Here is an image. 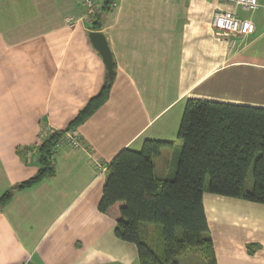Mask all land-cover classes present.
Wrapping results in <instances>:
<instances>
[{
  "label": "crops",
  "instance_id": "1",
  "mask_svg": "<svg viewBox=\"0 0 264 264\" xmlns=\"http://www.w3.org/2000/svg\"><path fill=\"white\" fill-rule=\"evenodd\" d=\"M109 1L90 18L78 0H0V197L38 173L43 129L66 128L101 89L107 69L91 31L106 36L114 59L109 97L75 129L85 147L60 149L52 175L0 204V264H141L137 245L116 235L115 216L99 210L106 172L94 160L168 140L159 173L154 161L166 176L187 98L264 107V0L254 10ZM228 9L252 20L253 32L218 35L213 14ZM203 201L217 264H264V204L208 191Z\"/></svg>",
  "mask_w": 264,
  "mask_h": 264
},
{
  "label": "trees",
  "instance_id": "2",
  "mask_svg": "<svg viewBox=\"0 0 264 264\" xmlns=\"http://www.w3.org/2000/svg\"><path fill=\"white\" fill-rule=\"evenodd\" d=\"M109 3L106 0L96 16ZM112 82L106 74L99 92L67 127L51 131L42 140L38 173L5 191L0 204L9 201L16 190L54 173L55 143L101 107ZM178 135L182 145L166 176L156 173L154 159L172 141L145 139L140 149H121L107 163L98 207L115 216L119 238L137 245L141 264H179L177 257L193 247L199 248L205 264H217L203 195L208 191L264 204V107L189 97ZM251 167L253 187L247 189ZM149 224L157 225L156 229L151 230ZM254 245L248 244L251 252Z\"/></svg>",
  "mask_w": 264,
  "mask_h": 264
},
{
  "label": "built area",
  "instance_id": "3",
  "mask_svg": "<svg viewBox=\"0 0 264 264\" xmlns=\"http://www.w3.org/2000/svg\"><path fill=\"white\" fill-rule=\"evenodd\" d=\"M81 4L87 7V17L93 18L102 9V3L98 0H78ZM233 6H241L247 10H254L260 6L259 0H223ZM115 4V3H114ZM212 27L218 35L231 37L235 35H248L253 32L255 25L250 19H242L237 16L233 9L216 10L213 14ZM51 127L43 129L41 139L43 140L51 131ZM65 146L71 148H84L83 139L77 134L76 130H68L62 138L55 143L51 160L54 162L56 154ZM96 168L100 172H106L107 163L101 162L98 159L94 160Z\"/></svg>",
  "mask_w": 264,
  "mask_h": 264
},
{
  "label": "rangeland",
  "instance_id": "4",
  "mask_svg": "<svg viewBox=\"0 0 264 264\" xmlns=\"http://www.w3.org/2000/svg\"><path fill=\"white\" fill-rule=\"evenodd\" d=\"M169 157H170V150H163L160 160H157V158L154 159V161H158V164H157L158 173L161 168L163 169V167L165 166V160L169 159ZM246 187L247 189H252L253 187V168L252 167L249 169V172L247 175ZM149 227L151 230H154L156 229L157 225L149 224ZM203 236L206 237L207 233L206 232L203 233ZM177 260L179 261V264H205L206 263L201 251L197 247H193L190 250H188L186 253L178 256Z\"/></svg>",
  "mask_w": 264,
  "mask_h": 264
},
{
  "label": "water",
  "instance_id": "5",
  "mask_svg": "<svg viewBox=\"0 0 264 264\" xmlns=\"http://www.w3.org/2000/svg\"><path fill=\"white\" fill-rule=\"evenodd\" d=\"M90 39L93 42L94 46L100 52L103 61L106 65L107 74L111 80L114 77V59L111 52V49L108 45L106 36L100 31H91L89 33Z\"/></svg>",
  "mask_w": 264,
  "mask_h": 264
}]
</instances>
